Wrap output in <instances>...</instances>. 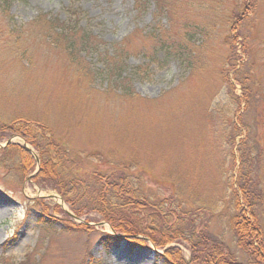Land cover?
Masks as SVG:
<instances>
[{
  "label": "rangeland",
  "instance_id": "374dc122",
  "mask_svg": "<svg viewBox=\"0 0 264 264\" xmlns=\"http://www.w3.org/2000/svg\"><path fill=\"white\" fill-rule=\"evenodd\" d=\"M168 1L170 8L161 11L165 1H160L158 12L155 0H7L0 4V200L5 204L0 211V264H166V259L170 264H195L191 258L197 256L192 252L202 248L197 240L193 245L179 240L157 246L143 236L136 238L148 241L145 246L107 241V235L116 233L110 223L95 213L76 215L55 188L46 186L60 177L68 180L62 167H44L46 182L31 180L41 168L34 148L20 136L3 132L6 120L16 116L40 123L45 134L51 131L52 139L66 150V173L74 171L77 179L86 178L82 169L118 174L116 164H136L127 169L128 175L145 195L167 203L182 202L174 207L185 215L177 213L180 220L173 217L171 224L178 222L176 228L187 234L204 227L237 260L247 261L217 204H223L226 182L235 186L237 171L219 135L230 102L219 78L209 81L212 74L207 68L201 73L173 55L159 53L149 62L146 54L133 53L123 62L130 82L114 93L107 88L108 100L98 95L112 81L103 72V62L114 45L142 48L152 31L165 30L173 40L194 33L197 46L209 40L197 51L198 64L206 61L219 66L233 58L234 48L236 68L227 79L236 85L235 95L241 96L233 76L240 71L258 90L255 95L264 99V0ZM244 13L247 20L239 22ZM230 17L239 22L233 31L226 30ZM37 18L41 19L25 28ZM43 18L56 28L64 24L69 29L82 28L98 40L97 53L86 54L82 62L92 73L87 81L92 86L88 89L91 99L79 93L77 82L76 86L70 82L61 54L46 41H35L45 27ZM17 51L24 57L19 59ZM122 91L135 104L123 103L117 97ZM240 107L230 117L232 122H237L244 104ZM258 117L255 110L249 114L252 121ZM30 126L37 128V124ZM244 138L234 139L231 150L236 161V146ZM9 145L31 151V170L18 150L15 154L3 150ZM260 176L264 188V169ZM81 196L73 203H84L91 194L81 192ZM195 202H212L213 214L205 212L206 219L199 220L202 210ZM190 214L195 218L190 219ZM261 222L264 230V208Z\"/></svg>",
  "mask_w": 264,
  "mask_h": 264
},
{
  "label": "trees",
  "instance_id": "16d2710c",
  "mask_svg": "<svg viewBox=\"0 0 264 264\" xmlns=\"http://www.w3.org/2000/svg\"><path fill=\"white\" fill-rule=\"evenodd\" d=\"M6 1L0 0V4L2 5ZM160 1H165V6L161 7V11H167L170 8L168 0H155L156 11H160ZM237 12H234V14L237 15ZM244 15L245 13L243 16L240 14L239 17L241 19L239 22L243 21ZM168 16L172 23L171 16ZM40 19L37 18L31 21L25 28H29L30 25L37 23ZM42 20L45 27L42 34H39V39L37 38L38 40L35 41L41 44L46 41L53 50H57L61 54L63 63L69 72L70 82L73 86H76L77 82L76 87L79 93L91 99L88 89L92 86L87 81L92 73L90 68L87 69L82 66V62L86 54L97 53L100 48L98 40L86 33L82 28L73 27V29H69L65 24L61 28H56L52 25L49 26V21L45 18ZM239 22L238 20L236 22L235 17L233 19L230 17V24L226 26V30L233 31V27L237 28ZM172 26L170 24V27ZM55 31L59 32L55 33ZM197 34H200L199 29ZM173 35L176 38L179 37L178 33ZM150 36L151 38H147L148 42H144L142 48L137 45L132 47L127 44H119L117 46L114 45L111 55L106 53V60L103 62V72L108 73L112 81L103 92H98V95L108 100L106 98L107 88L110 87L109 89L114 93L115 91L123 90L125 84L130 82L127 74H125L123 62L131 57L133 53L136 55L146 54L149 62L155 60L159 53H162L165 57L173 55L172 57L183 60L191 69L194 66L201 73L207 68L206 72L209 71V74H212L211 78H208L209 81L217 82L216 77L219 78L228 92L230 101L225 110L228 119L222 123L219 135L225 149H228L227 156L231 159L232 166H237V171L234 181L235 186H233L231 181H227L223 204L220 202H217V204L221 207L223 216H227L226 226L233 238L236 239V248L247 255L245 263L237 260L228 251L224 243L211 239L210 233L204 231V227L196 234L194 232L187 234L183 230H179L178 227L176 228L175 225L178 222L171 224L173 217L179 219L176 215L177 213L181 216L185 215V211H182L179 207H174V205L180 206L179 204L182 202L179 204L173 201L167 203L165 202L166 200H153L145 195L140 185L134 183L128 175L127 169L131 166L137 167L136 164L130 163L129 167L126 166L125 162L116 164L114 169L120 170L118 174L114 173L115 170L103 173L94 169L95 171L87 173L82 169V173L86 174V178L77 179L74 171L66 173V167L63 166V162L65 163V148L52 139L51 131L45 134L44 127L40 123L30 121L27 117L16 116L6 120L5 123L7 124H3L6 126L3 132L13 136H20L34 148L41 168L31 177V180L37 181L41 178L43 182H46L45 178L47 177L45 174L47 172L44 170L46 166L51 168L62 167L64 169L62 174L68 180L64 181L60 177L59 181L51 182L46 186L55 188L65 201L69 203L71 210L76 215L95 213L100 216L101 220L110 223L116 234L121 238L106 236L107 241L124 239L130 244L145 246L148 241L136 238L137 236H143L151 240L154 245L164 246L179 240H184L193 245L195 240H197L198 247L202 248L199 253L194 250L192 252L193 256H197L191 258L195 264L196 262L198 264H264V230L261 222L264 208V188L260 176V172L264 169V99L262 96L255 95L254 91L258 90H254L251 87L252 83H248L247 77L243 79L240 76V71H235L233 76L241 89V96L237 97L235 95L236 85L231 84L227 79V74L236 68L234 48L231 52L233 58L229 57V61L219 66H213L211 62L206 61H201L198 64L197 51L209 43L208 39L202 40V43L197 46L194 42L197 39H192L194 33L176 40L171 39L165 30L152 31ZM227 40H230V38H227ZM245 53L247 52L245 51ZM17 55L18 57L20 56L18 51ZM21 57H24V54L19 59ZM246 66L245 64L241 67L245 68ZM117 97L123 103L135 104L130 95L123 91ZM260 101L262 102L258 104ZM79 103H82L80 97ZM242 104H244V107L241 115L237 118V122H232L233 119L230 117H233L241 110L240 106ZM213 110L208 108L209 113L213 112ZM252 110L257 112V116L259 115L255 121L249 118ZM32 124H37V128L30 129ZM238 136H245V138L236 146L238 159L236 161L231 149L235 146L234 139ZM3 150L11 151L14 154L18 150L22 157L23 155L26 157L25 167L29 166L28 170L32 169L34 160L24 148L9 145ZM41 180L40 182L42 183ZM81 192H89L91 197L85 198L83 200L84 203L74 204L73 199L78 200L81 198ZM225 200H227V206H224ZM195 203L202 210L198 214L199 220L206 219L205 212L213 214L214 204L212 202ZM188 216L190 219L195 218L193 214ZM201 223H204L203 220ZM203 250L204 252L201 256ZM170 262L169 259H166V264H170Z\"/></svg>",
  "mask_w": 264,
  "mask_h": 264
},
{
  "label": "snow or ice",
  "instance_id": "6c2138e0",
  "mask_svg": "<svg viewBox=\"0 0 264 264\" xmlns=\"http://www.w3.org/2000/svg\"><path fill=\"white\" fill-rule=\"evenodd\" d=\"M5 208V204L2 200H0V211H3Z\"/></svg>",
  "mask_w": 264,
  "mask_h": 264
},
{
  "label": "water",
  "instance_id": "95a60500",
  "mask_svg": "<svg viewBox=\"0 0 264 264\" xmlns=\"http://www.w3.org/2000/svg\"><path fill=\"white\" fill-rule=\"evenodd\" d=\"M9 143H10V142H8L7 144H9ZM27 151L31 153V151H30L29 149H27Z\"/></svg>",
  "mask_w": 264,
  "mask_h": 264
}]
</instances>
